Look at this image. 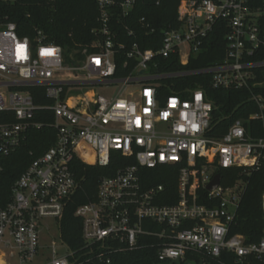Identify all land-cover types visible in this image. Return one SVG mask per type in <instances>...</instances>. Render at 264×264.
I'll return each instance as SVG.
<instances>
[{
    "label": "built area",
    "instance_id": "2783aa9c",
    "mask_svg": "<svg viewBox=\"0 0 264 264\" xmlns=\"http://www.w3.org/2000/svg\"><path fill=\"white\" fill-rule=\"evenodd\" d=\"M135 1L96 0L102 40L91 47L98 51L83 49V59L70 57L72 64L66 63L63 48L47 42L40 31L33 39L19 37L13 23H0V174L1 161L20 147L29 130L42 126L33 121L35 112H51L55 133L53 144L20 174L10 201L0 209V264H32L40 255L41 264H120L116 255L141 249L143 236L158 240L161 263L201 252L212 258L233 255L237 264H264V235L251 244L230 235L244 184L222 187L219 178L218 187L206 191L216 169L258 170L264 163V136L252 137L245 128V122L263 121L262 98L252 97L258 113L236 120L218 137L211 133L212 103L201 89L184 88V98L159 92L161 81L194 74H210L214 89L260 85L254 71L264 69V60L250 58L264 53V2L253 7L248 0H182L178 26L162 32L156 50L134 44L126 52L136 63L133 71L116 79L115 55L124 47L113 42L111 11L117 7L125 17ZM217 22L227 29L221 63L188 72L155 70L158 60L170 56L187 65ZM101 85L138 89L104 96L94 89ZM34 87H42L51 103L35 104L27 90ZM113 153L134 164L101 178L95 199L76 207L82 246L71 249L60 236L65 205L81 185L71 163L106 167ZM163 167L177 170L174 205L157 203L164 199L161 185L142 183L141 170ZM200 188L208 202L216 203L199 204ZM260 206L264 219V192ZM55 237L65 249L61 255Z\"/></svg>",
    "mask_w": 264,
    "mask_h": 264
},
{
    "label": "trees",
    "instance_id": "16d2710c",
    "mask_svg": "<svg viewBox=\"0 0 264 264\" xmlns=\"http://www.w3.org/2000/svg\"><path fill=\"white\" fill-rule=\"evenodd\" d=\"M119 1V0H116ZM182 0H136L132 11L122 17L117 7L111 11L110 28L115 45H123L117 55L116 79H125L133 71L135 61L126 58V52L134 45L141 50H156L161 43L162 32L176 28L177 8ZM202 1V0H194ZM253 7L263 6V0H248ZM0 23H13L19 37L33 39L40 31L47 42L61 46L67 64H72L70 57L79 62L83 59L81 51L88 53L98 50L92 48L93 43L102 40L97 32L99 29L98 9L96 0H0ZM227 29L222 22H217L203 41L200 52L191 57L185 66L178 63L177 56L158 60L161 73H178L204 70L222 62L225 52V35ZM252 61L264 60L263 54H255ZM154 71V69H152ZM256 81L260 85L243 89H214L210 74H194L161 81L159 92L163 96L173 94L184 98V88L201 89L209 102L212 103L211 133L223 136L236 120L247 121L252 114L258 113V107L252 97H260L264 103V69L255 70ZM37 105H48L51 101L45 96L42 87L27 89ZM263 121L245 122L246 131L252 137L264 136ZM33 121L41 123L39 129L28 131L20 147L9 157L1 161L3 166L0 174V209L10 201L11 188L20 174L28 165L54 141L55 133L51 127L53 117L50 111L35 112ZM133 159L123 158L117 153L111 155L108 166H88L73 160L71 168L81 182L80 188L65 205L60 223L62 241L71 249L78 250L82 246L81 222L74 217L76 207L95 199L97 185L101 178L113 177L117 170L125 165H133ZM222 187L234 186L237 182L244 184V191L239 204L235 223L230 235H241L246 244L257 243L264 235V219L261 212V195L264 192V163L258 170L249 169H216ZM142 183L146 188L161 185L163 200L159 205H174L177 201V170L163 167L156 170H141ZM198 203L211 206L215 201L208 202L207 192L197 190ZM155 227V226H154ZM155 229V228H154ZM143 247L138 250L116 255L120 264H161L157 259L158 240L154 237L142 239ZM237 264L233 255L222 253L212 258L201 252H188L180 264ZM250 264H259L251 261Z\"/></svg>",
    "mask_w": 264,
    "mask_h": 264
},
{
    "label": "rangeland",
    "instance_id": "374dc122",
    "mask_svg": "<svg viewBox=\"0 0 264 264\" xmlns=\"http://www.w3.org/2000/svg\"><path fill=\"white\" fill-rule=\"evenodd\" d=\"M264 2V0H263ZM96 92H98L101 95L104 96H110V95H116V94H123L126 92H135L138 87L134 86V85H129V86H121V85H112V86H97L94 88ZM77 93V92H76ZM79 93V91H78ZM75 94V93H74ZM48 224L54 228L55 227V223L53 221H48ZM56 235V231L53 229V231H51L50 236H54ZM55 242H56V251L58 253V255H61L63 253H65V249L60 245L59 241L57 240V238L55 237ZM41 255L39 256V258H37L32 264H41L42 263V259H41ZM41 260V261H40ZM161 264H180V262H163Z\"/></svg>",
    "mask_w": 264,
    "mask_h": 264
},
{
    "label": "water",
    "instance_id": "95a60500",
    "mask_svg": "<svg viewBox=\"0 0 264 264\" xmlns=\"http://www.w3.org/2000/svg\"><path fill=\"white\" fill-rule=\"evenodd\" d=\"M219 178L220 176L218 174H215L212 178V180L207 184L206 191H212L219 185ZM187 264V263H185Z\"/></svg>",
    "mask_w": 264,
    "mask_h": 264
}]
</instances>
